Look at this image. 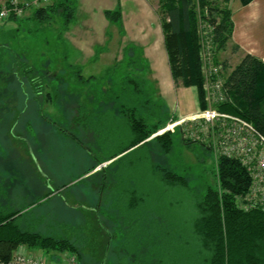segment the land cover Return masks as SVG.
<instances>
[{
    "label": "rangeland",
    "instance_id": "1",
    "mask_svg": "<svg viewBox=\"0 0 264 264\" xmlns=\"http://www.w3.org/2000/svg\"><path fill=\"white\" fill-rule=\"evenodd\" d=\"M195 3L197 57L203 78L204 60L221 61L228 69V59L225 52L218 48L216 41V20L212 19V10L213 7L220 6L229 9V1L195 0ZM34 9L26 10L20 20L16 19L18 23L0 20V54L5 64L4 67L0 66L1 174L6 177L7 171L13 172L11 170L31 174L24 168L26 165L31 166V163L26 148L17 136L23 135L31 140L28 146L37 158L41 154L47 160L51 158V163L60 153L62 157H66V162L75 158L74 161L83 165V160L88 157L86 152L79 150L75 143L60 135L56 127L77 136L80 134L87 143H94L95 138V155L99 156L102 152L107 155L120 150L132 138L128 121L132 117L149 129L153 128L151 135L142 145H136L121 153L119 157H123L116 159V164L112 157L99 160V163L82 174L84 177L92 173V181L83 183L79 190H75L81 200L83 196L87 200L89 197V204L84 205L90 208L96 205L99 207V213L84 208L85 216L82 214L76 219L82 221L80 236L83 242L78 248L80 258L77 260L76 254L70 251H54L55 254L48 257L50 260L57 258L56 260L62 261L67 260L69 255H74L77 264H131L130 261L121 263L119 260L128 252L123 248L124 242L128 240L122 227H126L124 221L131 217L136 219L135 222L141 223L138 231L141 234L127 232L132 237L134 235V244L141 248L145 246L143 251H147L152 244L148 237L162 236L164 242L161 249L167 255L172 238L179 240L193 234L196 201L203 198L208 188L218 191L219 194L222 190L217 174V161L220 156L217 149L212 142L202 139V136L196 138V120L171 126L179 118L172 117L170 111L166 112L162 97L152 80L143 77L145 69H140L142 72H132L120 67L114 68V71L100 79L80 77L74 64L70 62L76 49L69 45L65 37L61 17L40 21L34 18ZM75 20H78V15ZM21 63L32 68L26 75L28 78L36 76L41 82L39 94H33L36 101L31 97L28 104H25L23 96L24 101L19 100V88L23 84L21 80L27 82L28 79L25 76L19 78L17 74ZM140 65L142 62L136 60L134 66ZM92 66L93 64L89 68ZM12 90L17 94L12 95ZM80 107L88 108L86 122L95 133L100 136V127L101 133H104L101 138L98 137L102 146L100 149L97 148L94 131H88L80 125ZM19 108L23 111L22 116L15 121V113ZM36 115L41 122L36 120ZM28 123L30 128L27 127ZM163 134H168L171 139L168 151L163 148L164 139H159ZM253 169L259 178L254 180L253 185L251 183L249 194L245 196L247 202H242L244 209L258 201H264L262 171L255 164ZM167 172L173 173L184 182L166 183L163 179ZM33 176L31 179H34ZM34 181L38 182L37 178ZM138 185L137 191L147 192L149 202L155 196L158 199L155 202L153 200L157 212L145 209L137 219L131 200ZM56 203V199L51 201L47 210L51 213L61 211ZM50 216L55 217L54 214ZM167 223L175 227L173 232L166 231ZM152 224L159 227L158 232L154 233ZM137 236L141 238L138 240ZM120 242H123L122 251L118 249ZM197 243L196 241V250H202ZM42 253L48 254L52 251Z\"/></svg>",
    "mask_w": 264,
    "mask_h": 264
},
{
    "label": "trees",
    "instance_id": "2",
    "mask_svg": "<svg viewBox=\"0 0 264 264\" xmlns=\"http://www.w3.org/2000/svg\"><path fill=\"white\" fill-rule=\"evenodd\" d=\"M221 1L227 3L230 0ZM239 1L241 4H246L251 0ZM75 3L76 0H51L50 3L33 10L34 18L40 21H51L55 17H61L63 30H65L75 19ZM195 4V0H159L160 11L168 18L162 26L174 81H180L184 86H194L199 106L204 109L206 102L197 57ZM212 12L214 13L212 19L216 20L215 36L218 48L223 49L232 31L230 10L220 6L213 7ZM107 14L113 18L116 13L107 11ZM16 19L20 20L21 17H12L6 21H16ZM3 62L2 54H0L1 67L5 66ZM73 66L77 74L80 77L83 76L80 69L76 65ZM19 69L24 71L21 73L18 70L19 78L22 76L28 78L26 75L32 70L26 63H21ZM78 79L81 80L79 77ZM21 81L22 87H18L21 97L19 100L22 101L23 96L25 104L29 103L31 97L36 101V96L33 97V94H39L41 86L39 79L31 76L27 82ZM225 86L230 100L218 105V109L246 119L264 135V63L251 54H245L239 63L227 73ZM11 94L17 93L12 90ZM87 109V107L78 109L80 110L78 111L79 122L82 128L85 127L88 131L95 133V130L86 122ZM92 109L95 110V108ZM22 112L20 108L17 109L15 121L20 120ZM35 118L41 122L37 115ZM29 121L28 119L27 122ZM128 121L133 136L119 150V154L136 145H142L153 131V128L149 129L144 123L132 117ZM27 127H31L29 123ZM56 129L68 141L75 143L79 150L86 152L93 163L91 162V165L84 169L85 171H80L78 167L81 165L74 161L75 158L71 162H66V157H62L60 153L50 163L51 158L47 160L41 154L38 158L35 156L32 148L28 146L31 140L23 135L17 136L26 148L31 163V166L26 165L24 168L31 174L11 170L13 172L7 171L5 177L0 172V263L8 262L19 246H27L44 252L70 251L76 254L78 260L80 258L78 248L83 239L80 236L82 221H76V219L81 217L84 208L99 213L97 205L91 208L84 205L79 195L75 194V190H79L80 186L86 182V180L83 181L82 174L94 167V164L99 163V160H105L108 157L95 155L96 150L93 146L96 142L95 138L94 143H87L83 141L80 134L77 136L60 127ZM30 131L33 130L30 129ZM159 139H164L163 148L168 151L171 146L169 135L163 134L159 136ZM217 174L222 190L219 194L218 191L208 188L203 198L196 201L193 234L189 238L179 240L172 238L167 255H165L161 249V244L164 242L163 237H148L152 244L150 249L143 251L145 246L142 248L136 246L134 235L132 237L135 232L141 234L138 232L141 223L135 222L136 219L131 217L128 221H124L126 227H122L128 241L124 242V247L123 242H120L118 249L122 251L123 247L128 252L119 259L120 262L130 261L131 264H264V201L251 204L247 209L242 207V202H247L245 196L249 194L252 183L248 170L237 159L221 155L217 161ZM32 176L34 179H31ZM35 178L38 182L34 181ZM163 180L172 184L184 182L168 172ZM138 189L139 185L132 195L134 199L131 200L135 214L137 212V219L145 209L146 211L150 209L153 213L157 212L154 202L158 199L155 196L149 202L148 193L143 192L144 190L138 192ZM69 196H72L75 201L70 203L67 199ZM55 199L57 200L56 205H59L62 212L56 210L55 213H51L47 210L49 203ZM52 214L55 217H51ZM152 227L154 233L159 231L157 225L152 224ZM174 229L175 227L168 224L166 231L173 232ZM127 232H132V234ZM137 238L139 240L141 237L137 236ZM196 241L202 249L201 252L196 250Z\"/></svg>",
    "mask_w": 264,
    "mask_h": 264
},
{
    "label": "crops",
    "instance_id": "3",
    "mask_svg": "<svg viewBox=\"0 0 264 264\" xmlns=\"http://www.w3.org/2000/svg\"><path fill=\"white\" fill-rule=\"evenodd\" d=\"M4 1L0 0V4ZM228 6L232 31L221 50L228 59V70H232L245 54H251L264 63V0H251L246 4L230 0ZM107 11L116 14L111 18ZM76 15L78 20H75ZM75 19L63 32L69 45L77 51L70 62L80 69L84 77L100 79L120 67L132 72L145 69L143 77L152 80L162 97L164 109L167 113L170 111L172 117H188L201 110L196 88L175 82L172 76L162 26L168 18L161 13L159 0H76ZM136 60L142 65L134 66ZM99 131L100 136L96 134L98 149L102 147L98 137L104 134L101 127ZM119 153V150L107 155L102 152L99 156L112 157L116 164ZM89 165L91 160L87 157L78 168L82 171ZM82 178L88 184L92 181V173ZM69 198L70 203L75 201L73 197ZM82 198L84 204H89V197L88 200L84 196ZM21 248L34 255L52 257L55 254H45L27 246ZM56 259L52 262H58Z\"/></svg>",
    "mask_w": 264,
    "mask_h": 264
},
{
    "label": "built area",
    "instance_id": "4",
    "mask_svg": "<svg viewBox=\"0 0 264 264\" xmlns=\"http://www.w3.org/2000/svg\"><path fill=\"white\" fill-rule=\"evenodd\" d=\"M50 1L5 0L0 4V20L20 18L29 8H38ZM203 67V90L207 106L192 116L179 118L171 126L196 120V138L202 136L208 143L212 142L220 156L237 159L248 170L252 185L254 180L259 178L253 172L254 164L262 171L264 180V135L246 119L218 109V105L230 100L225 86L229 71L223 62L204 60ZM21 247L15 250L8 262L0 264H77L74 255H69L67 260L54 263L49 257L31 254Z\"/></svg>",
    "mask_w": 264,
    "mask_h": 264
}]
</instances>
